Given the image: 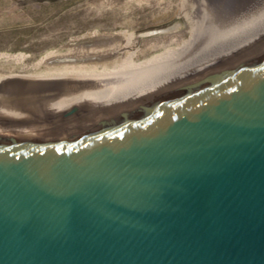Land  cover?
Wrapping results in <instances>:
<instances>
[{
    "label": "water",
    "instance_id": "obj_1",
    "mask_svg": "<svg viewBox=\"0 0 264 264\" xmlns=\"http://www.w3.org/2000/svg\"><path fill=\"white\" fill-rule=\"evenodd\" d=\"M0 264H264V33L120 102L0 114Z\"/></svg>",
    "mask_w": 264,
    "mask_h": 264
},
{
    "label": "bare ground",
    "instance_id": "obj_2",
    "mask_svg": "<svg viewBox=\"0 0 264 264\" xmlns=\"http://www.w3.org/2000/svg\"><path fill=\"white\" fill-rule=\"evenodd\" d=\"M157 2L168 3L167 0ZM180 3L179 13L188 20L191 37L177 48L170 47L177 41L154 43L143 52L145 59L140 60L142 57L135 52L136 34L122 31L95 38L92 48L88 45V49L78 51L73 64H66L67 61L60 65L58 57L50 53L37 65L39 68L41 63L47 64L43 70L30 75L0 76V114L23 119L54 115L76 104L100 106L120 102L235 50L264 33V0H249L243 8L228 2L222 5L217 0H180ZM171 9L173 7L159 15L152 14L153 22H163L171 15ZM155 48H161L162 52L148 55L149 50ZM23 55L17 57L18 62H22ZM84 61L86 63H80Z\"/></svg>",
    "mask_w": 264,
    "mask_h": 264
},
{
    "label": "rangeland",
    "instance_id": "obj_3",
    "mask_svg": "<svg viewBox=\"0 0 264 264\" xmlns=\"http://www.w3.org/2000/svg\"><path fill=\"white\" fill-rule=\"evenodd\" d=\"M137 1L140 0H0V76L43 70L47 64L41 63L39 68L37 65L50 53L58 57L60 65L67 61L73 64L78 51L92 48L95 38L122 31L136 34L135 52L142 57L140 60L145 59L143 52L154 43L177 41L170 45L177 48L190 39L189 22L179 13L180 0H167V5L158 4L159 0ZM248 1L217 0L240 8ZM168 6L173 7L171 15L155 24L153 15L166 12ZM161 52V48H155L148 55ZM18 54H24L22 62H18Z\"/></svg>",
    "mask_w": 264,
    "mask_h": 264
}]
</instances>
